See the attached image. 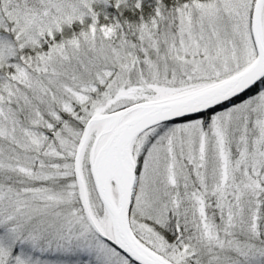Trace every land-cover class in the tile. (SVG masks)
<instances>
[{
  "label": "snow or ice",
  "instance_id": "snow-or-ice-1",
  "mask_svg": "<svg viewBox=\"0 0 264 264\" xmlns=\"http://www.w3.org/2000/svg\"><path fill=\"white\" fill-rule=\"evenodd\" d=\"M0 264H264V0H0Z\"/></svg>",
  "mask_w": 264,
  "mask_h": 264
}]
</instances>
